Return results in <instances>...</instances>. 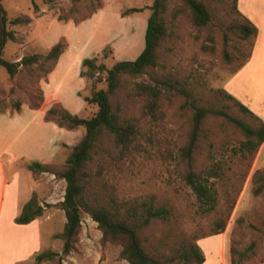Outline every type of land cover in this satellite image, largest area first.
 <instances>
[{
    "label": "rangeland",
    "instance_id": "obj_1",
    "mask_svg": "<svg viewBox=\"0 0 264 264\" xmlns=\"http://www.w3.org/2000/svg\"><path fill=\"white\" fill-rule=\"evenodd\" d=\"M203 2L211 19L202 27L194 26L185 13L173 16L174 6L169 5L161 19L166 34L157 49L158 65L148 68L139 77L122 78L120 91L111 98L112 105L120 107L123 117L138 119L140 134L124 152L112 144L110 137H102L89 165L88 171L93 178L86 197L108 207L119 206L122 213H125L126 203L153 200L156 205L164 206L167 210L164 218H152L138 233L145 250L166 264H194L186 263L181 257L182 250L192 243H196L207 258L206 264L215 260L218 250V262L228 260L230 264L231 248L235 262L239 263L245 255L244 264H259L264 262V189L257 195L253 191L262 182L259 177L264 178V163L257 159L260 147L254 153L242 150L244 137L239 130L221 117L205 120L195 152V167L214 194L213 206L202 203L186 183L177 151L187 138L196 106L227 108L234 115L250 121L222 90L264 123V0ZM152 3L153 0H53L49 4L42 0H2L9 19L22 14L30 18L26 26H6L14 31L16 41L5 43L2 56L9 61H18L33 53L45 55L63 38L67 45L70 42L64 57L66 63L77 51L84 59L95 58L96 65L107 69L117 61H132L144 47ZM133 8L140 11L131 12ZM238 11L256 27L254 38L240 40L228 30L241 21ZM89 14L90 18H86ZM250 50V57L244 63ZM224 51L228 53V59ZM65 64H60L48 82L45 80L49 73L45 70L51 66L50 61L40 60L30 71L19 68L13 77L0 66L3 113H14L15 101L20 103L21 109L28 107L29 95L41 89L45 81V91L49 93L47 103L61 97L68 110L89 118L97 108L84 107L83 97L106 88V71H99L95 78L84 75L82 85L75 69H65ZM86 71L87 68L82 67L81 72ZM135 82L160 88V114L143 115L142 110H146L144 98L133 96ZM29 124L28 131L17 138L20 144L33 130L39 137L46 135L35 128L38 121ZM78 130L83 136L84 130ZM68 141L71 144L73 140L68 138ZM73 146L65 151L67 156ZM23 162L20 160L15 164L23 165ZM56 165L62 167L64 162ZM99 168L101 174L96 176ZM257 170L259 172L255 173ZM10 172V166L6 167L8 176ZM8 199L7 194V203ZM6 212L5 203L0 216L1 256L7 258L18 252L20 259L15 264H36L37 254L47 249L62 251V240L50 237L51 233L62 231L59 213L50 211L34 227L27 229L15 221L7 222ZM222 219H226L222 237L207 236L216 221ZM28 233L37 234L36 245L24 242ZM119 250L115 244L101 242L97 223L82 211L74 250L62 256V264H129L119 258Z\"/></svg>",
    "mask_w": 264,
    "mask_h": 264
},
{
    "label": "trees",
    "instance_id": "obj_2",
    "mask_svg": "<svg viewBox=\"0 0 264 264\" xmlns=\"http://www.w3.org/2000/svg\"><path fill=\"white\" fill-rule=\"evenodd\" d=\"M96 1L98 2V0ZM42 2L49 4L53 0H42ZM169 5L174 6L172 11L173 16L185 13L194 26L202 27L210 22L211 15L203 0H153L151 5L152 13L146 22L144 47L134 60L117 61L111 68L107 69L103 65H96L95 58L83 59L82 67H86L87 71L85 73L81 72V76L86 75L88 78H95V74H98L99 71H106V88L99 89L94 91L90 96L83 97L84 107L96 106V111L89 118H83L70 113L59 103L51 104L45 111V121H52L57 126L66 130L82 128L84 134L78 143L72 147L62 167H58L55 163H41L35 160H24L23 162V167L33 174L52 173L57 178L64 179L66 184L63 199L57 204L58 208L64 211L66 221L62 231L54 235V238L62 240L61 254L53 251L41 252L34 258L36 264L44 259L52 261L53 264H62V256L68 255L74 250L80 228V213L82 211L97 223V227L101 232V242H110L120 247L119 258L121 260L129 264H166L161 258L145 250L138 233L152 218H164L163 216L167 212L164 206L156 205L153 200L130 205L126 203L124 204L125 213H122L119 211V206L108 207L95 199L91 202V200L87 199L86 193L93 178L92 174L88 171L89 165L93 162L94 151L101 144L102 137H110L112 144L116 148H119L120 152H124L131 148L140 134L138 119L123 117L120 114V107L118 105L113 107L111 98L120 91L124 76L136 78L142 75L148 68L158 65L157 49L160 41L166 34V29L161 19ZM98 8H100L99 3ZM130 11L138 12L140 10L133 8ZM91 14L86 18H90ZM239 15L241 16V21L235 22L228 30L235 33L240 40L254 38L256 27L240 13ZM29 23L30 18L23 14L9 19L3 8L2 0H0V66L7 71L9 77H13L19 68H26L30 71L31 67L38 64L40 60L51 62V66L45 70L46 73H50L59 56L67 48L65 40L60 38L48 49L45 55L33 53L23 56L18 61L4 59L2 53L5 43L7 41H16L14 31L6 29V26H26ZM250 52L251 50L246 56L244 63L250 57ZM224 56L227 59L229 58L226 51H224ZM222 93L227 99L234 102L240 112L249 116L250 121L244 117L234 115L227 108L196 106L192 111L191 126L187 138L177 151L178 162L184 168L186 183L202 203H207L210 206H213L215 200L214 194L210 192L204 183L205 180H203L202 174L195 167V152L205 120L208 117L223 118L228 124L241 132L244 137V140L241 142V148L250 153L257 152L260 145L264 142V123L231 94L225 90H222ZM160 94L161 90L157 86L143 82H135L134 84L133 96L144 98L143 107L146 110H142L143 115L146 113L154 117L160 114L158 106ZM43 101L44 95L42 90L39 89L29 95L28 108L38 109L43 104ZM2 103V100H0V113L4 112L1 106L3 105ZM13 106L15 112L10 115L20 113V103L15 101ZM258 172L259 170L255 173ZM95 174L99 176L101 168L97 169ZM259 180L262 182L255 187L253 191L255 195L264 189V178L259 177ZM44 207H49V205L40 206L35 198L31 197L25 203L19 216L15 218V223L27 224L33 221L42 215ZM232 208L233 204L230 206L229 211ZM225 226L226 219L216 221L215 227L207 236L223 233ZM233 254L234 251L231 248L230 264L237 263L234 261ZM242 255H244V252H242ZM181 257L186 263L194 262V264H202L205 261L196 243H192L184 248ZM242 257L246 259L245 255ZM244 259L239 260L237 264H244Z\"/></svg>",
    "mask_w": 264,
    "mask_h": 264
},
{
    "label": "crops",
    "instance_id": "obj_3",
    "mask_svg": "<svg viewBox=\"0 0 264 264\" xmlns=\"http://www.w3.org/2000/svg\"><path fill=\"white\" fill-rule=\"evenodd\" d=\"M94 15V14H93ZM256 44V43H255ZM59 56L56 64L54 65L52 71L49 73L48 79H51L53 74L56 73L60 64L64 66L66 63L64 57L68 53L69 45ZM256 45L253 46L252 52L254 51ZM141 51L137 53L136 56ZM64 59V60H63ZM84 57L81 52L77 51L72 55L65 64V69L71 68L75 69V75L79 79V82L84 85L85 79L81 76L80 64L83 61ZM62 62V63H61ZM43 81L41 89L44 95V101L40 108L38 109H29L28 107H23L18 114L10 115L5 113H0V216L1 211L6 203V220L11 223L15 220L17 216L21 213L25 203L31 198L34 197L36 202L40 206L48 204L49 207H44V211L41 216L35 218L33 221L27 224H19L20 226L30 229L34 227L33 225L39 223L40 218L46 215L48 212L59 213L64 225L66 219L64 211L58 208L59 204L64 195L65 181L62 178H57L54 174L44 172L40 174H33L31 171L25 169L23 165L15 164L20 160H35L41 163H58L64 162L66 158V152L69 150V147L73 146L76 143V140H79L82 136V132H79V128L68 130L57 126L52 121L44 120V113L49 108L51 103H59L64 108H67L66 104L62 101L61 97H57L47 101V94L45 91L46 82ZM77 90V89H76ZM70 113L74 114L71 110H68ZM31 121H38V124L35 126L36 129L43 131L41 134H46L45 136L39 137V135H34V130L31 131L29 137L25 139L22 144L17 142L20 133L23 134L28 131ZM75 133H79L78 136ZM68 138H71L72 143L68 141ZM79 138V139H78ZM73 144V145H72ZM261 159L264 163V142L260 145L259 152L257 154V159ZM15 165V166H14ZM11 168L10 175L6 173V167ZM9 196L8 203L5 201ZM51 216V215H50ZM58 233H51L50 237L54 238V235ZM222 234L213 235L212 238L220 239ZM28 244L36 245L37 243V234L34 233L30 235L26 234L24 237V242ZM45 251H52L47 249ZM43 251V252H45ZM57 253L61 254V251ZM19 253H12L7 258L0 255V264H15L19 261ZM219 254V250L215 254V260L209 264H229L228 260L223 261L222 263L218 262L216 255ZM205 258V257H204ZM51 264L50 260L44 259L38 264ZM207 263V258L202 264ZM259 264H264L259 263Z\"/></svg>",
    "mask_w": 264,
    "mask_h": 264
}]
</instances>
